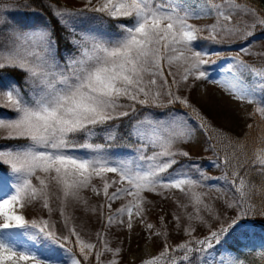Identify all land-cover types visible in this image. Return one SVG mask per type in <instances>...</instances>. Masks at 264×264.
<instances>
[{
    "label": "snow or ice",
    "instance_id": "1",
    "mask_svg": "<svg viewBox=\"0 0 264 264\" xmlns=\"http://www.w3.org/2000/svg\"><path fill=\"white\" fill-rule=\"evenodd\" d=\"M84 12L97 15L85 17ZM3 15L11 13L5 10ZM53 15L67 32L64 40L71 49L61 50L50 22L19 26L0 18V109L11 113L0 114V140L24 142L0 146V171L11 178H0V264H87L90 257L101 264L104 252L118 256L121 249L109 247L105 233H97L102 249L98 250L70 225L66 209L70 202L87 207L85 190L103 197L99 208L106 227L126 223L128 229L134 216L144 222L149 203L146 193L179 190L190 194L196 214H188L189 223L183 229L188 239L170 246L167 233L152 232L155 225L147 223L149 232L164 235L165 242L161 252L142 264H214V253L219 254L230 239L252 227L257 218L264 221V188L247 178V170L240 172L251 165L264 176V146L249 155L244 145L227 137L210 145L223 147V156L213 166L225 167L224 180L235 193L226 202L225 212L231 209L232 213L225 215L217 214L205 202V194L195 191L200 181L169 172L179 163L177 156L189 157V152L176 147L192 138V129L179 113L168 112L163 119L149 113L136 119L129 136L139 147L127 157L108 152L111 145L95 139L115 140L112 122L132 116L137 105L191 108L189 100L174 89L190 78L208 79L202 69L212 61L209 53L194 47L200 39L220 42L228 38L241 44L235 66L229 63L224 69L231 75L213 82L235 99L255 103V113L264 119V67L239 59L240 53L264 56V52L252 53L244 43L258 28L264 29V11L241 0H84L78 10L58 7ZM207 16L214 18L208 25L190 22ZM106 19L130 23L116 25L114 36L77 28L85 20L103 24ZM6 71L19 73V80L3 82ZM149 148L155 150L146 154ZM199 175L213 179L202 171ZM119 200L126 203L113 212ZM54 201H59L67 235L60 234L51 221ZM37 204L49 218H26L24 210ZM105 207L107 214L102 211ZM201 210L218 223L197 238L192 222L207 223ZM173 219L179 221V217ZM177 252L179 259L174 255ZM108 264L118 261L112 258ZM218 264L245 261L222 255Z\"/></svg>",
    "mask_w": 264,
    "mask_h": 264
},
{
    "label": "rangeland",
    "instance_id": "2",
    "mask_svg": "<svg viewBox=\"0 0 264 264\" xmlns=\"http://www.w3.org/2000/svg\"><path fill=\"white\" fill-rule=\"evenodd\" d=\"M21 0H0V18L7 19L9 25H18L10 20V16H4L3 13L14 12L17 10V2ZM68 8L80 9L83 6L84 0H59ZM84 15V14H83ZM87 17V16H85ZM212 16L202 17L200 19H193L190 21L198 26H205L213 22ZM248 19V17H245ZM130 23V21L128 22ZM77 28L89 29L93 28L98 31L95 25L89 23L87 20L77 24ZM99 32V31H98ZM115 35V34H114ZM113 35V36H114ZM207 32L203 36L207 37ZM112 36V35H108ZM245 45L251 46L252 53L264 52V36L255 35L244 42ZM196 50L209 53L208 59L212 62L204 65L203 69L208 74V79L196 81L189 79L187 84L181 83L179 89H174L177 95H181L189 100L192 108L198 114L202 115L210 123L224 129L237 130L239 127L238 112L241 108H251L255 103H248L247 101H240L222 87L213 81L222 80L224 77L230 76V73L224 71L229 63L235 66V59L240 52L241 44L232 42L225 38L220 42H214L210 39H200L194 42ZM239 59L245 62L264 67V56L251 54L246 55L240 53ZM172 72L176 73V68L173 67ZM167 74V73H165ZM171 79V78H170ZM179 79V76H177ZM186 120L188 126L192 129V138L187 143L177 144V148L189 152V157L177 156L178 165L169 172L173 175L177 173L186 174L193 179L201 182V186L196 188L198 193H204V200L210 204L217 214L224 212L225 215L232 213L231 209L227 208L226 202L231 200L235 195L230 187L221 178V168L214 167V163H218L213 155V151L207 143L204 133L200 127L193 121L181 117ZM155 149L149 148L146 154H151ZM123 152L120 150L108 148V152L120 154L122 157H127L135 153ZM205 161L199 166L189 165L188 160ZM197 163V162H196ZM202 171L206 176H211L213 179L204 180L200 175ZM0 178L11 180L6 171L0 172ZM35 182V181H34ZM94 183L100 186V181L96 180ZM83 197L88 201V206L76 202H70L66 212L71 216L70 225L75 226L81 237L90 243L97 245L98 250L101 249L100 241L97 238V233H105V240L109 247L121 249L120 254L116 257L112 256L110 252H104L101 256V264H108L109 260L115 258L118 264H142L144 260L156 256L163 250L165 236L152 235L146 228L147 223L155 225L152 232L159 231L167 233V242L170 246H175L179 242L188 239L184 235L183 229L187 227L188 214L195 216V206L190 194H185L179 190H170L164 192L163 195L154 193H146L149 203L146 205L147 214L144 222L139 218L133 217V226L128 229L125 224H114L112 227H106L104 217L100 215V204L104 203L103 197L95 196L90 190H85L82 193ZM126 203V200H119L113 204V212L116 208ZM184 205V207H181ZM59 201L53 202L54 211L51 215V221L56 225L57 231L62 235L68 234V229L64 225V220L59 214ZM91 208H97L98 211L93 213ZM26 218H49L46 210L42 209L39 204L24 210ZM105 214L108 209L105 207L102 210ZM201 215L205 217L206 224H200L198 221H193L198 231L194 233L197 238H202L210 230L209 225L215 226L218 222L213 220L207 211L201 210ZM179 217V221L173 219ZM163 218V220H161ZM125 221L127 217L125 216ZM73 239V244L74 240ZM26 242V241H25ZM233 247L234 249H232ZM264 252V221L256 220L254 225L244 232H241L228 241V244L219 249V254L214 253V264H218L220 256L232 255L236 256L246 263L247 255L261 256ZM177 256L179 252L175 253ZM174 254V255H175ZM175 255V256H176ZM96 262V261H95Z\"/></svg>",
    "mask_w": 264,
    "mask_h": 264
},
{
    "label": "trees",
    "instance_id": "3",
    "mask_svg": "<svg viewBox=\"0 0 264 264\" xmlns=\"http://www.w3.org/2000/svg\"><path fill=\"white\" fill-rule=\"evenodd\" d=\"M243 3H247L250 7H256L258 10L264 11V0H241ZM63 7L68 9L64 3L59 0H21L17 2V10L11 12L10 20L19 26H33L42 24L45 22H50L51 26L55 28L57 37L59 38L61 50L71 49V46L67 44L64 40V36L67 32L57 23V18L53 15V12L58 8ZM70 8V7H69ZM72 9V8H71ZM84 16L94 17L97 14L91 12H84ZM128 20H105L103 24H93L101 33H106L107 35H114L118 32L116 25L120 23H128ZM256 35L264 36V29H257ZM20 74L15 72H5L3 74V82H7L10 79L19 80ZM257 99H261L260 96ZM256 104L251 108H241L238 112L239 117V127L237 130H228L220 128L208 120H206L202 115H197L198 112L194 108H185L179 104L171 105L167 108H147L136 106V112L130 117H125L122 120H116L112 122V130L114 131L116 139L113 141H105L102 138H96V143H108L111 145L112 149L120 150L123 152H132L139 147V142L135 140L134 137L129 136L130 126L135 122L136 119L142 118L144 115L149 113L155 114V116L161 119L165 118V114L168 112L179 113L181 117L189 119L195 122L202 132L204 133L208 145L216 144L223 137L229 138L231 141H238L241 145H244L243 151L252 155L254 149L258 146H264V119H261L259 114L255 113ZM0 114L11 115L7 109H0ZM201 124L204 126L201 127ZM248 125H252L251 128ZM23 141L17 140H0V146L21 144ZM213 155L216 161L219 163L218 157L223 156V147L217 145V147L212 148ZM189 165L199 166L204 164L205 161H196L193 159L188 160ZM197 162V163H196ZM178 165L174 166V168ZM221 178L224 182V172L225 167L221 164ZM247 170V178L255 183H258L262 188H264V176L257 173L251 165H246L244 169H240L241 174H244ZM2 172V171H0ZM230 187V185L226 182ZM231 189V188H230ZM233 192V191H232ZM234 193V192H233ZM235 194V193H234ZM256 220H261L257 218ZM234 249L233 247H231ZM75 250V248H74ZM176 255V254H175ZM180 254L176 257L179 259ZM245 264H264V252L261 256L247 255ZM87 264H96L95 258L90 257Z\"/></svg>",
    "mask_w": 264,
    "mask_h": 264
}]
</instances>
